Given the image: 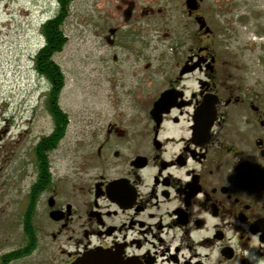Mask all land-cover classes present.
Wrapping results in <instances>:
<instances>
[{"label":"flooded vegetation","instance_id":"af4514ba","mask_svg":"<svg viewBox=\"0 0 264 264\" xmlns=\"http://www.w3.org/2000/svg\"><path fill=\"white\" fill-rule=\"evenodd\" d=\"M182 2L192 31L161 66L121 33L133 1L104 35L135 81L110 83L80 161L58 156L46 95L36 135L0 105V264H264V0Z\"/></svg>","mask_w":264,"mask_h":264},{"label":"rangeland","instance_id":"374dc122","mask_svg":"<svg viewBox=\"0 0 264 264\" xmlns=\"http://www.w3.org/2000/svg\"><path fill=\"white\" fill-rule=\"evenodd\" d=\"M57 1L0 0V105L4 104L5 113L14 115L15 121H25V130L33 135L49 131L51 126L45 108L49 84L34 72L33 58L44 45L40 27L56 14ZM129 1L135 3V10L132 20L128 18V25L123 26L131 10ZM133 25L135 34L146 36L147 62L155 67L170 60L182 36L192 31L182 0L71 1L62 25L66 42L52 57L64 76L58 106L68 116L58 156L80 161L88 131L112 110L107 101L110 83L117 84L118 90H129L134 84L133 59L118 48H110L104 40L110 28L123 26L124 34L125 30L131 33ZM237 26L234 22L227 27H233L239 40H244L242 36L251 33L254 25ZM249 41L259 50L260 43L252 38ZM65 164V160L57 162L59 169Z\"/></svg>","mask_w":264,"mask_h":264},{"label":"trees","instance_id":"16d2710c","mask_svg":"<svg viewBox=\"0 0 264 264\" xmlns=\"http://www.w3.org/2000/svg\"><path fill=\"white\" fill-rule=\"evenodd\" d=\"M71 1L72 0H58L56 14L42 23L40 29L44 38V45L35 55L36 71L39 75L43 76L49 84L46 94V104L55 123V131L57 134L56 141H59L64 135L67 115L58 106V95L63 87L64 76L60 67L53 62L52 57L62 49L66 42V38L62 31V25L67 17Z\"/></svg>","mask_w":264,"mask_h":264},{"label":"water","instance_id":"95a60500","mask_svg":"<svg viewBox=\"0 0 264 264\" xmlns=\"http://www.w3.org/2000/svg\"><path fill=\"white\" fill-rule=\"evenodd\" d=\"M195 6V0H187V7L189 9H194ZM75 264H81V262H76Z\"/></svg>","mask_w":264,"mask_h":264}]
</instances>
